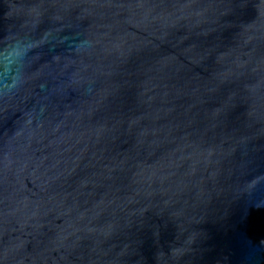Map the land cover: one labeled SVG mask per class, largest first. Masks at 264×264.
Segmentation results:
<instances>
[{"label":"water","instance_id":"water-1","mask_svg":"<svg viewBox=\"0 0 264 264\" xmlns=\"http://www.w3.org/2000/svg\"><path fill=\"white\" fill-rule=\"evenodd\" d=\"M0 264H264V0H0Z\"/></svg>","mask_w":264,"mask_h":264}]
</instances>
